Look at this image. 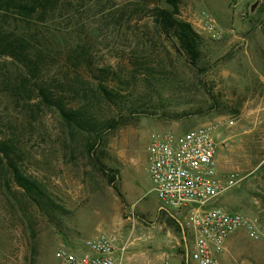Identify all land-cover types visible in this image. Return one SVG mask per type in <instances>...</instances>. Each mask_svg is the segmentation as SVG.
Instances as JSON below:
<instances>
[{"label": "rangeland", "instance_id": "1", "mask_svg": "<svg viewBox=\"0 0 264 264\" xmlns=\"http://www.w3.org/2000/svg\"><path fill=\"white\" fill-rule=\"evenodd\" d=\"M154 6L170 7L166 0H56L30 24L7 17L46 55L39 83H50L69 106L85 103L98 120L120 122L90 157L93 139L68 128L36 91L18 92L22 69L0 56V142L11 144L22 171L63 207L54 220L25 198L0 152V264H57L59 245L77 247L99 233L125 245L122 264H194L187 229L173 222L183 214L152 190L146 146L153 132L201 124L212 127L220 173L238 177L216 203L247 214L259 233L229 235L220 264H264V0H179L176 17L200 36L195 65L162 31ZM203 12L220 37L202 28ZM100 67L110 68L109 85L123 89L118 106L95 89ZM101 165L118 171L122 198Z\"/></svg>", "mask_w": 264, "mask_h": 264}, {"label": "built area", "instance_id": "2", "mask_svg": "<svg viewBox=\"0 0 264 264\" xmlns=\"http://www.w3.org/2000/svg\"><path fill=\"white\" fill-rule=\"evenodd\" d=\"M202 21L211 37L221 36L209 13H202ZM217 152L208 124L182 133L153 132L146 146L152 190L161 202L183 214L182 224L189 234L188 256L194 264H220L227 238L239 229H246L254 238L259 234L247 214L216 203L238 183L235 173H220ZM125 249V245L117 247L112 236L99 233L77 247L59 245L54 257L57 264H122Z\"/></svg>", "mask_w": 264, "mask_h": 264}, {"label": "trees", "instance_id": "3", "mask_svg": "<svg viewBox=\"0 0 264 264\" xmlns=\"http://www.w3.org/2000/svg\"><path fill=\"white\" fill-rule=\"evenodd\" d=\"M169 8L154 6L152 11L160 27L167 35L173 34L180 48L185 52L192 64H196L200 57V36L193 29L191 23L176 17L179 0H166ZM56 0H0V56L9 57L22 69V75L15 86L18 92L36 91L41 101L58 109L59 115L65 124L74 131L85 132L93 139L87 146L90 157H95L97 146L101 143L102 135L115 128L120 122V117H105L98 120L88 109V105L69 106L65 101V95L56 93L50 83H39L40 73L43 71L45 53L34 43L31 34L26 29H14L6 25L7 17L17 18L24 23L30 24L34 16L44 18L54 6ZM81 53L77 57H82ZM97 76L99 81L95 89L100 94L103 102L112 103L116 106L124 100L123 89L111 86L105 80L110 76L109 67H100ZM93 73V67H90ZM96 76V75H95ZM98 78V77H97ZM33 84V89L30 85ZM85 95V93H84ZM0 152L5 159V167L8 174L18 189L29 201L33 202L46 215L54 220L58 219V213L63 207L56 202L45 187L34 177L25 174L11 155L12 146L9 142H0ZM106 176L107 181L113 185L116 193L122 198L116 181L118 171L98 167ZM178 231L183 228L180 221L173 219ZM185 263V262H184Z\"/></svg>", "mask_w": 264, "mask_h": 264}, {"label": "crops", "instance_id": "4", "mask_svg": "<svg viewBox=\"0 0 264 264\" xmlns=\"http://www.w3.org/2000/svg\"><path fill=\"white\" fill-rule=\"evenodd\" d=\"M182 223H183V221H182ZM182 223H180V224H181V225H182V227L184 228V226H183V224H182ZM184 229H186V228H184ZM184 229H183V230H184ZM187 232H188V231H187ZM188 237H189V234H188ZM174 259H176V258H174Z\"/></svg>", "mask_w": 264, "mask_h": 264}]
</instances>
